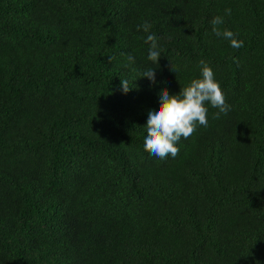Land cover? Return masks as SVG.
<instances>
[{"label":"trees","instance_id":"1","mask_svg":"<svg viewBox=\"0 0 264 264\" xmlns=\"http://www.w3.org/2000/svg\"><path fill=\"white\" fill-rule=\"evenodd\" d=\"M201 60L230 110L159 159ZM0 264H264V0H0Z\"/></svg>","mask_w":264,"mask_h":264},{"label":"clouds","instance_id":"2","mask_svg":"<svg viewBox=\"0 0 264 264\" xmlns=\"http://www.w3.org/2000/svg\"><path fill=\"white\" fill-rule=\"evenodd\" d=\"M227 15H231L230 9H225ZM224 23L221 16H215L211 20L212 31L217 37L230 41V46L239 49L243 41L238 40L233 31L219 27ZM143 29L149 33L151 24L145 21L137 25V30ZM155 34H148L145 43L150 44L147 59L158 64L161 56ZM111 60V58H109ZM128 61L134 63V57L128 55ZM201 74L194 78L178 94H169L166 88L159 91V104L148 112L147 122L144 125L146 135L143 147L151 155L166 159L171 156L175 158L179 154L178 142L188 139L198 127H208V108L218 109L214 118L219 119L221 114L227 115L230 105L227 104L224 93L219 82L215 78L212 68L203 60L200 61ZM172 70V69H171ZM173 71V70H172ZM153 83L155 82V71L149 68L142 73ZM132 87L128 80L121 79V90L127 93Z\"/></svg>","mask_w":264,"mask_h":264}]
</instances>
